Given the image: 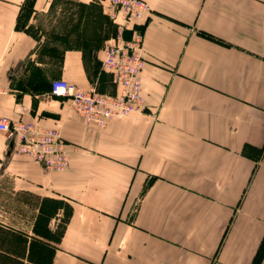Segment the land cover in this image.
<instances>
[{
	"label": "crops",
	"instance_id": "0c3cea01",
	"mask_svg": "<svg viewBox=\"0 0 264 264\" xmlns=\"http://www.w3.org/2000/svg\"><path fill=\"white\" fill-rule=\"evenodd\" d=\"M64 1L94 26L45 40ZM146 1L143 106L89 130L50 86L117 90L107 0H0V117L58 129L69 156L45 170L0 132V217L29 233L26 194L69 202L53 264H264V0Z\"/></svg>",
	"mask_w": 264,
	"mask_h": 264
},
{
	"label": "built area",
	"instance_id": "2783aa9c",
	"mask_svg": "<svg viewBox=\"0 0 264 264\" xmlns=\"http://www.w3.org/2000/svg\"><path fill=\"white\" fill-rule=\"evenodd\" d=\"M104 9L115 33L105 42L101 69L110 75L117 90L109 93L94 87L81 88L63 79L53 80L50 86L51 93L66 100L89 130H102L113 118L139 112L144 102L141 74L146 61L143 33L136 24L150 14V5L146 0H107ZM5 91L0 87V93ZM0 132L10 139L18 135L21 139L18 150L32 156L45 170L63 172L69 167V156L58 129L10 123L0 117Z\"/></svg>",
	"mask_w": 264,
	"mask_h": 264
},
{
	"label": "trees",
	"instance_id": "16d2710c",
	"mask_svg": "<svg viewBox=\"0 0 264 264\" xmlns=\"http://www.w3.org/2000/svg\"><path fill=\"white\" fill-rule=\"evenodd\" d=\"M114 33L115 26L111 35ZM26 196L33 198L26 200L31 208L29 233L0 217V264H53L56 244L73 207L61 198ZM59 211L62 215L57 217Z\"/></svg>",
	"mask_w": 264,
	"mask_h": 264
},
{
	"label": "rangeland",
	"instance_id": "374dc122",
	"mask_svg": "<svg viewBox=\"0 0 264 264\" xmlns=\"http://www.w3.org/2000/svg\"><path fill=\"white\" fill-rule=\"evenodd\" d=\"M61 5V3L59 4ZM64 9H63V14L61 15L60 12V17L64 18L63 24L61 25H56L55 20L52 21V23L48 26V25H44L43 28H47V33L49 32V34L47 35L46 38L51 39V41H55L54 38H60V40L58 39L57 41L61 42L62 40L64 41L66 39V37H68V35L71 36V32H72V19H79V27L81 30L85 31L86 28H90V30H92V27L94 26V23L96 21V18L98 17L97 12H96V8L94 9H87V8H83V6H80L78 9L75 8L73 5L66 3V1H64ZM47 18L48 20H53L55 19L56 15H59V12L57 13L56 9H51L47 12ZM73 13L76 14L73 16ZM92 14V17H91ZM73 16V17H72ZM95 16V17H94ZM51 17V18H49ZM62 19V18H61ZM77 26V25H76ZM114 26V24H113ZM56 27H60V31L56 33ZM44 30V29H43ZM44 32V31H43ZM80 36V35H79ZM74 38V37H72ZM56 43V42H53ZM65 43L67 44H72L74 43L73 41H66Z\"/></svg>",
	"mask_w": 264,
	"mask_h": 264
}]
</instances>
